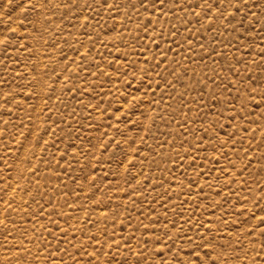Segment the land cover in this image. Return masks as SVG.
<instances>
[{
    "label": "rangeland",
    "instance_id": "rangeland-1",
    "mask_svg": "<svg viewBox=\"0 0 264 264\" xmlns=\"http://www.w3.org/2000/svg\"><path fill=\"white\" fill-rule=\"evenodd\" d=\"M262 95L264 0H0V264H264Z\"/></svg>",
    "mask_w": 264,
    "mask_h": 264
},
{
    "label": "snow or ice",
    "instance_id": "snow-or-ice-1",
    "mask_svg": "<svg viewBox=\"0 0 264 264\" xmlns=\"http://www.w3.org/2000/svg\"><path fill=\"white\" fill-rule=\"evenodd\" d=\"M101 2L107 6V0H101ZM205 2H207V0H205ZM222 2H228L230 3L231 0H222ZM243 3H247L248 0H242ZM169 3L172 4H176L177 0H139V6L141 8H144L145 11L148 10L149 6H151L152 9L154 10H159L161 13H163V10L165 8V6H167ZM134 8L136 7L135 4L132 5ZM239 9H237L238 11ZM151 23V21H149V24ZM147 27V25H146ZM155 42V41H154ZM261 99L264 100V95L261 96ZM244 105L242 104V107ZM261 107H264V104H261L260 102H257L254 106V111L255 110H259ZM262 222H264V218H262ZM168 251H171V249L169 248ZM188 255H193L195 257V262L194 264H202V262L199 261V253L198 252H191V253H187ZM164 253L163 251L158 253V257H163ZM205 255L207 256L208 253H205ZM213 264H215V262L213 261Z\"/></svg>",
    "mask_w": 264,
    "mask_h": 264
},
{
    "label": "bare ground",
    "instance_id": "bare-ground-1",
    "mask_svg": "<svg viewBox=\"0 0 264 264\" xmlns=\"http://www.w3.org/2000/svg\"><path fill=\"white\" fill-rule=\"evenodd\" d=\"M45 80H46V79H45ZM40 83H41V82H40ZM28 148H29V147H28ZM15 151H16V150H15ZM17 155H18V154H17ZM26 156H27V155H26ZM26 156H25V157H26ZM22 162H23V161H22ZM16 163H17V162H16ZM15 166H16V165H15ZM24 176H25V175H24ZM20 178H21V177H20ZM14 196H15V195H14ZM12 208H13V207H12ZM13 232H14V231H13Z\"/></svg>",
    "mask_w": 264,
    "mask_h": 264
}]
</instances>
